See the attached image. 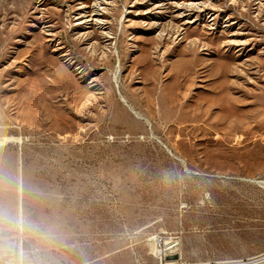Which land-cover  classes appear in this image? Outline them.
Listing matches in <instances>:
<instances>
[{
    "label": "rangeland",
    "instance_id": "374dc122",
    "mask_svg": "<svg viewBox=\"0 0 264 264\" xmlns=\"http://www.w3.org/2000/svg\"><path fill=\"white\" fill-rule=\"evenodd\" d=\"M0 263L264 264V0H0Z\"/></svg>",
    "mask_w": 264,
    "mask_h": 264
},
{
    "label": "bare ground",
    "instance_id": "6f19581e",
    "mask_svg": "<svg viewBox=\"0 0 264 264\" xmlns=\"http://www.w3.org/2000/svg\"><path fill=\"white\" fill-rule=\"evenodd\" d=\"M189 4L191 5V4H194V5H196V6H200L201 5V3H199V2H189ZM99 5H100V2L99 1H96L95 2V4H94V9L92 10V12L90 13V14H88V17H87V19L86 20H89V19H93V20H95V21H97V23H101V21H100V17H99V12H98V10H99ZM104 12V11H103ZM103 19V18H102ZM85 20V21H86ZM84 23V22H83ZM102 24V23H101Z\"/></svg>",
    "mask_w": 264,
    "mask_h": 264
},
{
    "label": "built area",
    "instance_id": "2783aa9c",
    "mask_svg": "<svg viewBox=\"0 0 264 264\" xmlns=\"http://www.w3.org/2000/svg\"><path fill=\"white\" fill-rule=\"evenodd\" d=\"M1 264V263H0Z\"/></svg>",
    "mask_w": 264,
    "mask_h": 264
}]
</instances>
